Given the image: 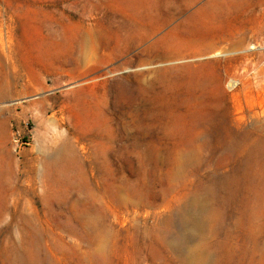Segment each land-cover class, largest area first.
Returning <instances> with one entry per match:
<instances>
[{
  "label": "rangeland",
  "instance_id": "1",
  "mask_svg": "<svg viewBox=\"0 0 264 264\" xmlns=\"http://www.w3.org/2000/svg\"><path fill=\"white\" fill-rule=\"evenodd\" d=\"M234 1L0 0V264H264V0Z\"/></svg>",
  "mask_w": 264,
  "mask_h": 264
},
{
  "label": "bare ground",
  "instance_id": "2",
  "mask_svg": "<svg viewBox=\"0 0 264 264\" xmlns=\"http://www.w3.org/2000/svg\"><path fill=\"white\" fill-rule=\"evenodd\" d=\"M228 3H229V5L230 4H234L235 3V1L234 0H226ZM237 1V0H236ZM226 3V2H225ZM226 5V4H225ZM237 8V7H236ZM252 10V9H251ZM232 11H233V9H232ZM231 11V8H229V9H227L226 11H225V14H226V16L228 15V16H231V14L233 13ZM235 11H238V10H236L235 9ZM234 13H237V12H234ZM240 13V12H239ZM245 16V15H244ZM244 18V17H243ZM236 19V18H235ZM245 19V18H244ZM253 30V29H252ZM254 31V30H253ZM237 32H238V30H237ZM251 32V31H250ZM256 32V31H255ZM242 33V32H241ZM246 33V32H245ZM258 33V32H257ZM216 37H218V39H217V41L218 42H220V41H226L227 42V45L229 46V47H233V46H236V45H238V44H240L244 39H245V34L243 35V34H240V33H222V32H215V34H214ZM206 36H208V35H206ZM209 37V36H208ZM202 38V37H201ZM216 41V40H215ZM203 42H204V40H203ZM207 42V41H206ZM210 43V42H209ZM222 43H224V42H222ZM218 44V43H217ZM208 46V45H207ZM206 46V47H207ZM214 46V45H213ZM216 46V45H215ZM205 47V48H206ZM211 45H209L208 46V48H210L211 49ZM168 50V49H167ZM175 50V49H174ZM189 51L190 49H188V48H179V50L177 51L178 53H179V55H184L186 52L185 51ZM196 50V49H195ZM197 50H199V49H197ZM208 50V49H207ZM200 51H201V49H200ZM176 52V53H177ZM199 52V51H198ZM222 52L221 51H217L216 53H214V54H221ZM164 54H166V55H173V54H175V53H170V52H164ZM178 55V54H177ZM191 55V54H190ZM186 56V55H185ZM185 59V58H184ZM7 91V90H6ZM5 91V92H6ZM1 92V91H0ZM10 92V91H9ZM5 96H8L9 94H4Z\"/></svg>",
  "mask_w": 264,
  "mask_h": 264
}]
</instances>
